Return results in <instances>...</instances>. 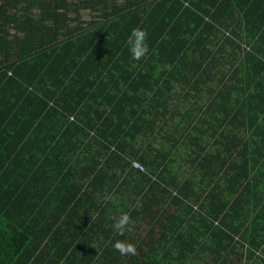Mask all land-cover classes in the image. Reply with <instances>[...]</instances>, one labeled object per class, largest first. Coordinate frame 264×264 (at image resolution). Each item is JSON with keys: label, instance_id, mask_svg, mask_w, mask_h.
I'll use <instances>...</instances> for the list:
<instances>
[{"label": "trees", "instance_id": "16d2710c", "mask_svg": "<svg viewBox=\"0 0 264 264\" xmlns=\"http://www.w3.org/2000/svg\"><path fill=\"white\" fill-rule=\"evenodd\" d=\"M3 80L0 264H264V0H0Z\"/></svg>", "mask_w": 264, "mask_h": 264}, {"label": "clouds", "instance_id": "9594fccd", "mask_svg": "<svg viewBox=\"0 0 264 264\" xmlns=\"http://www.w3.org/2000/svg\"><path fill=\"white\" fill-rule=\"evenodd\" d=\"M147 35L146 30L138 27L134 28L128 36L126 44L133 60L139 61L148 54ZM137 207H141V205L138 204ZM112 227L118 235L122 236L125 232L134 230L135 221L132 220L128 213H122L114 220ZM113 248L122 256H134L137 254L136 245L123 240H116Z\"/></svg>", "mask_w": 264, "mask_h": 264}, {"label": "crops", "instance_id": "0c3cea01", "mask_svg": "<svg viewBox=\"0 0 264 264\" xmlns=\"http://www.w3.org/2000/svg\"><path fill=\"white\" fill-rule=\"evenodd\" d=\"M14 29L11 30V32H13ZM21 46L22 47V50H25L30 47V44L28 43V41H24L22 43V45H17V47ZM241 48H245L247 51H248V47L247 45L245 46L244 44H241L240 46V49ZM8 59H12V53H11V56H7V58H5V61L4 63L2 64L3 66H6V63L8 62ZM29 62H32V60H28ZM31 68V65H28V66H22L21 67V71L22 73H25L26 70L30 69ZM10 73V72H8ZM11 82L12 80H3V81H0V124L1 125H4V127H7V125L10 124V120H13L14 116H17L18 113H20V117L21 119L23 120V118H27L28 117V107H27V104L29 103L30 100L26 101L24 100L21 104L20 103H17L19 106L18 107H12L6 114L3 113V109L6 108V106L9 104L7 101H5L6 99L2 96V94L7 91V94L6 96H9V93H10V86H11ZM11 94V93H10ZM27 117H26V116ZM28 123H29V119H28Z\"/></svg>", "mask_w": 264, "mask_h": 264}, {"label": "rangeland", "instance_id": "374dc122", "mask_svg": "<svg viewBox=\"0 0 264 264\" xmlns=\"http://www.w3.org/2000/svg\"><path fill=\"white\" fill-rule=\"evenodd\" d=\"M80 18L83 20H88L91 18V15L87 11H80Z\"/></svg>", "mask_w": 264, "mask_h": 264}, {"label": "built area", "instance_id": "2783aa9c", "mask_svg": "<svg viewBox=\"0 0 264 264\" xmlns=\"http://www.w3.org/2000/svg\"><path fill=\"white\" fill-rule=\"evenodd\" d=\"M134 165H137V164L134 163Z\"/></svg>", "mask_w": 264, "mask_h": 264}]
</instances>
